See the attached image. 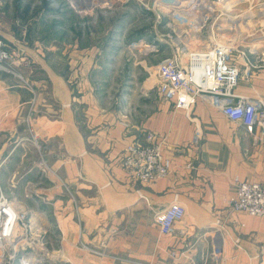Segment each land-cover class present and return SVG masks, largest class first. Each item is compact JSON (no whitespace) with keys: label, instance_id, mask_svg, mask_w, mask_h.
Wrapping results in <instances>:
<instances>
[{"label":"crops","instance_id":"1","mask_svg":"<svg viewBox=\"0 0 264 264\" xmlns=\"http://www.w3.org/2000/svg\"><path fill=\"white\" fill-rule=\"evenodd\" d=\"M72 34L53 59L42 54L33 64L39 76L17 68L20 77H0V186L29 210L36 230L61 231L55 264H259L264 218L229 212L225 198L235 177L264 182V140L254 142L203 98L191 112L175 110L154 82L145 86L143 73L120 82L136 91L110 93L112 64ZM263 51L248 52L251 65L237 93L264 98ZM124 58L131 59L127 50ZM234 58L242 71L244 60ZM142 62L129 69L138 74ZM146 131L163 139L172 165L152 182L129 177L121 165L123 147L143 142ZM41 158L62 181L42 170ZM174 200L185 214L171 233L160 234L154 217Z\"/></svg>","mask_w":264,"mask_h":264},{"label":"built area","instance_id":"2","mask_svg":"<svg viewBox=\"0 0 264 264\" xmlns=\"http://www.w3.org/2000/svg\"><path fill=\"white\" fill-rule=\"evenodd\" d=\"M216 1L223 5L228 2V0ZM247 1L252 7L259 5L256 8H261L264 6L262 0ZM140 2L147 7L150 6L142 0ZM237 2L238 0H234L230 5ZM212 3L209 0H188L185 5L174 6L167 0H153L149 9L154 12L155 23H160L163 15L167 14L171 19L172 15L177 14L189 20L185 26V34L188 32L198 33L203 31L204 27L208 32V37L204 39L205 42L197 47H190V42L186 41V37H180L182 31L177 28L174 30V36L162 35L167 37L164 39L158 36L169 45L170 54L161 58L155 64L153 70V75H155L154 84L161 97L171 102L175 110L191 112L197 99L203 98L229 120L238 122L252 136L254 142L264 140V98L239 94L234 90L240 76L248 74L251 65L248 52L256 54L258 51L257 46L250 45L246 47L242 41L238 42L237 38H232L235 27L238 28L240 21L243 22V19L249 17L241 19L240 16H234L239 19L237 24L230 23L229 17L226 16L225 21L219 22L217 16L219 14L223 15V12H216L218 9ZM208 7L211 10H208ZM242 36L243 33L241 39ZM222 37L224 38L222 39ZM248 47L252 49L249 51ZM147 49L157 51L158 44L153 43ZM140 51L143 50L140 49ZM236 53L244 60L245 67L242 71H240L241 68L235 61L234 54ZM258 55L259 60L264 61V51ZM0 71L18 77L21 76L15 71L13 53L2 37H0ZM24 83L27 88L32 89L27 81L24 80ZM26 121L30 127L31 116L29 114ZM29 130L31 131L32 128ZM199 130V125L195 121L194 132L196 136L199 135ZM32 140L38 147L37 138L33 133ZM162 142V138L156 140L153 132L146 131L143 142L133 141L126 144L123 147L121 157V165L126 174L140 182H152L168 175L172 165L170 160L163 155ZM40 164L42 170L55 174L43 158L40 159ZM55 176L62 181L60 175L55 174ZM233 183L234 193L225 198V204L229 212H243L247 215L264 218V182L246 181L235 177ZM72 200L74 202L75 198L72 197ZM19 213L14 202L0 189L1 230L5 232L11 230V222L15 221L18 232L16 231L14 235L23 240L22 243L25 245L28 244L30 229L26 230L27 225L23 220L26 212ZM184 214V207L176 200L159 211L154 217L159 233H171L174 223L182 219ZM219 221L220 218H217L215 222L219 223ZM22 243H15L3 252L15 250ZM3 252L1 255H3ZM31 252L33 250L29 251V253ZM36 253L38 252L36 251ZM258 259L259 264H264V253L259 254Z\"/></svg>","mask_w":264,"mask_h":264},{"label":"rangeland","instance_id":"3","mask_svg":"<svg viewBox=\"0 0 264 264\" xmlns=\"http://www.w3.org/2000/svg\"><path fill=\"white\" fill-rule=\"evenodd\" d=\"M142 1L150 6L153 3V0ZM167 1L171 5L180 6L185 5L188 0ZM209 1L215 3L216 0ZM232 1L234 0H228L224 5L219 4L216 12L220 11L223 12V16L235 18L234 16L244 14V11L259 6L252 7L247 0H238L237 3L230 5ZM262 1L264 4V0ZM216 3L219 2L216 1ZM223 6L226 9L222 8ZM149 7L142 4L140 0H0V37L6 41L13 53L15 71L18 73L19 68L22 71L24 69V73L30 74L31 78V76L40 74L39 69L33 64L40 62L42 54L53 59L55 54H58V49L64 46V41L73 42L72 32L80 33L81 45L99 47L100 50L102 49L99 61L108 60L112 64L111 71L107 72V75L112 76L113 79V86L107 88L110 93L113 91L114 94H121L120 90L124 89L136 91L138 87L134 83H129V86H121L120 82L128 78L133 80L142 73L145 80L151 76H154L155 80V75H153L155 64L170 54L169 45L160 39L167 37L162 35L174 36V30L177 28L182 31L180 37H186V41L190 42V47L199 46L208 37L206 27L198 33L188 32L185 34V26L189 20L181 15H172L170 19L166 14L161 17L160 23H155L154 12ZM250 19H253L252 24H249ZM242 21L238 24V28L235 27L233 30L232 38H237L238 42L242 41L246 47L253 45L262 48L264 46L262 44L264 43V13L255 14V16ZM153 43L158 44L157 51L147 49ZM126 50L129 58L131 57L130 61L125 60L126 56L124 58ZM136 59L138 62L144 59L142 62L144 67L137 65L140 67L138 74L128 66L130 62L137 61ZM133 72L135 74H132ZM6 75L9 74L0 71V77ZM104 75L101 74L98 77H105ZM110 93L106 94L107 102ZM0 189L9 197L1 186ZM10 199L14 202V198ZM14 205L20 212L19 214L26 212L23 220L27 225L26 230L30 229L28 244L18 246L10 252H3V255H0V264H18V262L20 264V259L24 257L22 255H26L32 250L36 254L33 264H55V256L60 254L61 231L57 229L56 225H52L50 229L36 230L32 225L29 210L16 205L15 202ZM70 233L67 239L71 240L74 232ZM75 237L76 240L81 238L78 235Z\"/></svg>","mask_w":264,"mask_h":264},{"label":"bare ground","instance_id":"4","mask_svg":"<svg viewBox=\"0 0 264 264\" xmlns=\"http://www.w3.org/2000/svg\"><path fill=\"white\" fill-rule=\"evenodd\" d=\"M212 4L215 8H218L219 4L222 5V3H220V2L217 4L216 1H215V3H212ZM208 10H211V9L208 7ZM262 13H264V6H262L261 8L248 9V11H246V12L244 11V14L242 13L241 15H239L240 16L239 18H241V19L248 18V17L250 18L251 16H255V14H262ZM217 17H219V22L225 21L227 19L222 14H219ZM229 20H230V23L233 22L234 24H237L239 22L238 18H231L230 17ZM252 30H254V29H252ZM262 44H264V43H262ZM145 82H147L146 87H148V85H151L152 82H154V76L149 77L147 80H145ZM16 228H17V225H16L15 221L11 222V230H9L7 232L1 230V226H0V255L3 251L9 249V247L11 248L13 244L23 242V240H20V238H17L16 235H14V233H16V231H17ZM22 245H23V243H22ZM52 254H55V253H52ZM22 256H24V257L22 259H20L21 260L20 264H33L36 260V255L33 252L28 253L26 255H22Z\"/></svg>","mask_w":264,"mask_h":264},{"label":"water","instance_id":"5","mask_svg":"<svg viewBox=\"0 0 264 264\" xmlns=\"http://www.w3.org/2000/svg\"><path fill=\"white\" fill-rule=\"evenodd\" d=\"M252 20H253V19H250V20H249V24H252V23H251ZM247 22H248V21H247ZM247 22H246V23H247ZM255 23H257V21H255ZM247 24H248V23H247ZM262 49H264V46L262 47ZM140 195H141V193H140Z\"/></svg>","mask_w":264,"mask_h":264}]
</instances>
